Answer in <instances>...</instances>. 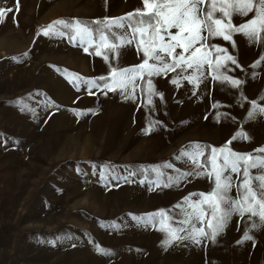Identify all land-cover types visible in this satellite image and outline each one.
I'll list each match as a JSON object with an SVG mask.
<instances>
[{
    "label": "rangeland",
    "instance_id": "1",
    "mask_svg": "<svg viewBox=\"0 0 264 264\" xmlns=\"http://www.w3.org/2000/svg\"><path fill=\"white\" fill-rule=\"evenodd\" d=\"M0 7L14 10L0 22V264H264V226L249 233L255 244L237 243L260 223L255 217L233 216L215 243L184 240L169 247L161 243L164 233L132 219L161 209L182 219L174 206L189 193L210 190L207 178L155 191L140 183L155 179L149 169L164 163L173 165L161 168L166 176L191 169L177 159L190 143L220 147L243 129L251 139L233 141L235 151L264 146V115L247 119L253 100L264 106V61L251 67L264 45L240 34L235 49L213 39L237 57L240 67L229 65L227 74L243 81L241 87L207 73L198 88L183 80L177 87L169 73L153 78L164 98L153 96L148 105L139 90L135 102L119 92L77 91L65 70L96 78L109 74V64L66 35L41 34L66 17L122 16L142 7L141 0H18V8L17 0H0ZM142 59L127 47L110 63L126 67ZM89 109L95 114H75ZM153 121L159 123L145 135Z\"/></svg>",
    "mask_w": 264,
    "mask_h": 264
},
{
    "label": "snow or ice",
    "instance_id": "2",
    "mask_svg": "<svg viewBox=\"0 0 264 264\" xmlns=\"http://www.w3.org/2000/svg\"><path fill=\"white\" fill-rule=\"evenodd\" d=\"M141 4L142 7L119 17L91 21L58 19L42 30V35L59 37L65 36L67 30L74 46L81 47L86 54L101 56L109 64V74L96 78H84L65 70L69 82L77 91L83 87L89 95L95 94L93 90H99L104 95L119 92L125 99L135 102L139 90L146 97L147 104L151 105L153 96L161 100L164 98L153 78L167 77L169 73L176 74L170 83L177 87L183 80L198 88L207 78L206 73L217 82L227 83L233 88L241 87L243 81L227 74L229 65L240 67L237 57L230 54L228 48L211 41L221 38L235 49L237 42L234 36L240 34L249 43L264 45V0H141ZM13 11L12 8L0 7V22L8 12ZM235 16L247 19L237 25L233 22ZM127 47H135L138 55L142 53L141 63L113 66L110 58L118 61L121 50ZM90 49L93 51L90 52ZM262 61L264 54L251 67H259ZM261 99L264 100V97ZM51 103L48 101V104ZM21 106L22 109L26 107ZM88 112L95 114L92 109L75 111V114L82 116ZM257 114L264 115V106L253 100L247 119H255ZM157 123L150 122L144 130L145 135L150 134ZM239 139L250 140L251 137L241 129L220 147L190 143L181 150L177 159L190 163L191 169L178 171L176 176H166L161 168L172 169L173 165L164 163L149 169L155 174V179L146 177L140 181L141 184L147 183L150 191H155L179 186L189 177L207 178L212 185L207 193H189L174 206L180 209L182 219L174 218L164 209L133 216L132 219L164 233L161 243L169 247L184 240L195 245L204 240L215 243L233 216L241 220L245 216L249 220L255 217L260 223L253 222L237 241L242 244L251 240L255 244L254 237L249 233L264 226V146L251 152H237L231 144ZM101 178L106 179L103 174ZM123 179L127 180V177ZM233 189L236 190L235 196L231 195ZM96 248L101 254H111L99 245Z\"/></svg>",
    "mask_w": 264,
    "mask_h": 264
},
{
    "label": "trees",
    "instance_id": "3",
    "mask_svg": "<svg viewBox=\"0 0 264 264\" xmlns=\"http://www.w3.org/2000/svg\"><path fill=\"white\" fill-rule=\"evenodd\" d=\"M63 19H66V20H73V19H71V18H63ZM78 19H80V20H83V21H91V20H95V19H89V18H87V19H85V18H78ZM65 32H66V38H67V40L68 41H70L71 42V40L69 39V35L70 34H67V30H65ZM133 166V165H132ZM142 172V171H141Z\"/></svg>",
    "mask_w": 264,
    "mask_h": 264
}]
</instances>
